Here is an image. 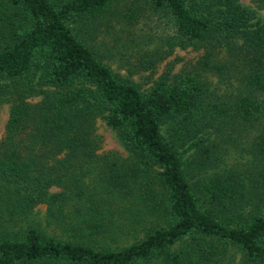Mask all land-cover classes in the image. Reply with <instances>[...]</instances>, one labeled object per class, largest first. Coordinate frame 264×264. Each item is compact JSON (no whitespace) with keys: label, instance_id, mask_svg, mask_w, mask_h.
I'll return each mask as SVG.
<instances>
[{"label":"trees","instance_id":"1","mask_svg":"<svg viewBox=\"0 0 264 264\" xmlns=\"http://www.w3.org/2000/svg\"><path fill=\"white\" fill-rule=\"evenodd\" d=\"M250 1L0 0V264H264V0ZM153 38L198 54L143 85L130 75L155 67ZM98 121L124 155L97 151ZM35 205L66 237L27 222ZM115 222L131 242L112 245Z\"/></svg>","mask_w":264,"mask_h":264},{"label":"rangeland","instance_id":"2","mask_svg":"<svg viewBox=\"0 0 264 264\" xmlns=\"http://www.w3.org/2000/svg\"><path fill=\"white\" fill-rule=\"evenodd\" d=\"M240 3L244 4V5H248L251 8L255 9L254 4L250 1V0H239ZM256 15H259L260 13H262L259 9L255 10ZM163 24L161 26V28L158 30V33H160L159 31H163V36L165 33L169 32L168 29V25L164 22L163 20ZM161 34V33H160ZM97 42L101 45L103 43H109L111 38L107 35V32H98L97 34ZM159 39H155L153 38L152 40H150V44L148 45L149 48L150 47H154L156 45V50L157 53H154L153 50H150L151 53L157 55V62L155 64V67L151 68V69H141L133 74L130 75V77L135 80V81H142L144 82L143 85H146L149 83L150 78L155 77L157 74H159L161 71L165 70V68L167 67L169 69L170 73H174L177 70H179L182 65L186 64L187 62H189L190 60H192L197 54L198 51L195 49H192L189 46H185V47H180V46H174L170 49L167 48V46L165 45V42L162 41V44H159L160 42H158ZM159 54L161 56H159ZM110 65L113 67V69H115L116 71H118L121 74H125V70L124 68L120 67L119 62L116 59H110L109 60ZM7 110H8V103L6 102H0V136L3 132V126H4V122L7 116ZM96 126V132L100 135V146L98 148V152H102V151H106V150H110V151H115L116 153H118V156H122L125 154V151L123 149V147L121 146V144L119 143V141L117 140V138L115 137L113 131L108 128L107 126H105L103 124V122L98 121ZM243 141V140H242ZM241 141V142H242ZM242 144V143H241ZM243 144H245V140L243 141ZM217 146H218V138H217ZM244 154V153H243ZM241 154V155H243ZM240 154L239 152L233 148V147H229V150L227 152V154L225 155V160H227L229 163L235 162L240 160ZM54 189V188H52ZM59 187L56 186V190H58ZM45 211L44 205H35L33 207V209L30 211V215L27 218V222L30 224L32 222H35L36 225H38V227H40L41 231L43 233H45L46 235H53L56 236V238H64L66 237V232L62 230V225L56 223V225L54 224V222H49L44 218L43 212ZM36 221H38L39 223H37ZM118 225V222L114 223L111 226V230L116 231L113 234V238L112 240V245H123V244H127L129 242L132 241V236L129 232H124L125 229L120 228L121 230L118 231V227L116 226ZM232 253V252H231ZM234 257H232L229 253H227V255L218 262V264H240L237 262V254L232 253ZM232 259V260H230ZM232 262V263H231ZM208 264H214V263H208Z\"/></svg>","mask_w":264,"mask_h":264}]
</instances>
